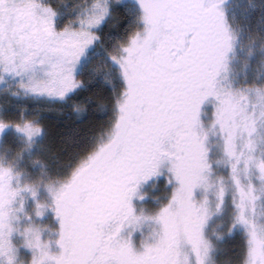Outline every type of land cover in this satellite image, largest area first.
Wrapping results in <instances>:
<instances>
[{
  "label": "snow or ice",
  "instance_id": "6c2138e0",
  "mask_svg": "<svg viewBox=\"0 0 264 264\" xmlns=\"http://www.w3.org/2000/svg\"><path fill=\"white\" fill-rule=\"evenodd\" d=\"M0 264H264V0H0Z\"/></svg>",
  "mask_w": 264,
  "mask_h": 264
},
{
  "label": "rangeland",
  "instance_id": "374dc122",
  "mask_svg": "<svg viewBox=\"0 0 264 264\" xmlns=\"http://www.w3.org/2000/svg\"><path fill=\"white\" fill-rule=\"evenodd\" d=\"M149 195H151V193H149Z\"/></svg>",
  "mask_w": 264,
  "mask_h": 264
}]
</instances>
